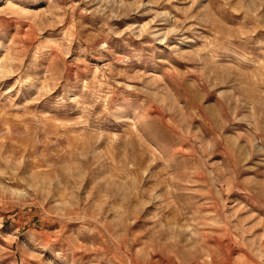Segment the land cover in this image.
<instances>
[{
	"label": "rangeland",
	"instance_id": "obj_1",
	"mask_svg": "<svg viewBox=\"0 0 264 264\" xmlns=\"http://www.w3.org/2000/svg\"><path fill=\"white\" fill-rule=\"evenodd\" d=\"M0 264H264V0H0Z\"/></svg>",
	"mask_w": 264,
	"mask_h": 264
}]
</instances>
